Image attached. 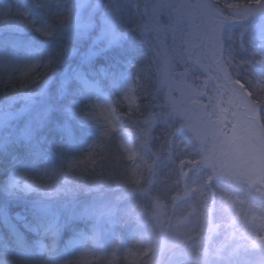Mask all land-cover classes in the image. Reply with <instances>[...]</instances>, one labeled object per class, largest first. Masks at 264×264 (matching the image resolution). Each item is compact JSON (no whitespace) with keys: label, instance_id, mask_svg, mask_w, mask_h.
Listing matches in <instances>:
<instances>
[{"label":"rangeland","instance_id":"1","mask_svg":"<svg viewBox=\"0 0 264 264\" xmlns=\"http://www.w3.org/2000/svg\"><path fill=\"white\" fill-rule=\"evenodd\" d=\"M31 35L54 42L53 62L12 52ZM0 39L10 42L0 43V142L32 139L50 118L47 96L69 82L89 103L84 115L114 135L85 182L112 191L69 212L90 220L91 248L72 250L50 218L38 231L50 257H35L16 226L15 248L0 238L1 263L98 262L114 253L109 232L124 216V264H264V0H0ZM89 60L118 67L102 83L80 67ZM71 151L52 154L61 164ZM25 169L40 186L42 173L20 166L2 190L25 191L14 179Z\"/></svg>","mask_w":264,"mask_h":264},{"label":"trees","instance_id":"2","mask_svg":"<svg viewBox=\"0 0 264 264\" xmlns=\"http://www.w3.org/2000/svg\"><path fill=\"white\" fill-rule=\"evenodd\" d=\"M31 38L32 35L24 42H18V47H13L12 52L17 51V53L26 57L33 54L42 65L53 62V52L54 49L56 50L54 42L48 43L42 39L35 40ZM0 43L10 44L5 39H0ZM7 48L10 49V47ZM131 65L134 66L136 63H131ZM80 67L91 80L95 78V72H101L103 75L101 78L102 83H107L110 79L106 74L110 70H117L118 66L112 67L99 64L96 67L94 62L89 60L80 62ZM122 80L124 84L128 82L127 79ZM47 99L50 118H47L39 129L31 127L34 131H31L33 132L32 139L25 140L21 135H18L11 138L6 137L5 140L4 136L2 137L4 141L0 142V238L8 247L15 248L17 240L14 238L12 230H14V227L19 226L26 243H30L33 245L32 247H35L33 249L34 256L42 259L50 257V249L46 239L38 236V231L41 225L48 222L50 218H54L59 223L61 222L60 231L64 236L74 241L72 250H89L91 248L92 237L91 231L88 229L91 223L90 220L74 215L81 207L88 206L93 197L100 196L104 198L106 193L112 191V189L103 191L97 188L95 192H88L85 189V182L90 179L91 172L103 157V149L98 148L96 150L95 148L99 144L101 146L102 142H113L114 140V135L109 127L100 120L90 117L89 114L84 115L85 112L89 113V103L83 97L75 82H69L59 97L55 94H49ZM19 128L23 131L25 125L19 123L16 130ZM6 136H9V133ZM52 136L54 141H52L53 139L49 141ZM65 144H69L72 151L59 164L61 160L57 159L52 153H54L55 148ZM50 147L51 150H49ZM43 150L51 158L49 164L43 158L38 157V155L41 156ZM95 152L96 155H94ZM58 164L69 168L65 180H63L64 177L60 176ZM44 165L50 166L44 167ZM136 165L142 166L141 163ZM20 166L37 168L36 170L42 173L40 186H35L28 191H24L23 188L11 193L3 191L1 186L6 177L13 169ZM144 176L145 169L140 171V177ZM40 205H50L56 211L52 215L45 214L39 209ZM66 205H69V208ZM69 212H73L74 215L71 216ZM59 214L60 216H58ZM125 223L126 218L124 216L115 218V224L112 225L109 232L111 252L114 253L91 264H124L123 262L129 261L132 253L127 247L130 245H125L126 250L123 252L117 250V247H120V243L122 244V241L126 238L123 233ZM85 234L88 236L87 239ZM0 264L3 263L0 262Z\"/></svg>","mask_w":264,"mask_h":264},{"label":"clouds","instance_id":"3","mask_svg":"<svg viewBox=\"0 0 264 264\" xmlns=\"http://www.w3.org/2000/svg\"><path fill=\"white\" fill-rule=\"evenodd\" d=\"M38 174H35L29 170H21L19 171L14 179L16 181L22 182V186L27 190V189H31L33 187H35L34 184V178L37 176Z\"/></svg>","mask_w":264,"mask_h":264},{"label":"snow or ice","instance_id":"4","mask_svg":"<svg viewBox=\"0 0 264 264\" xmlns=\"http://www.w3.org/2000/svg\"><path fill=\"white\" fill-rule=\"evenodd\" d=\"M32 71H33L32 68H28V69H26V71L24 73H21V76L23 77L24 75H26L27 73H30Z\"/></svg>","mask_w":264,"mask_h":264},{"label":"water","instance_id":"5","mask_svg":"<svg viewBox=\"0 0 264 264\" xmlns=\"http://www.w3.org/2000/svg\"><path fill=\"white\" fill-rule=\"evenodd\" d=\"M192 106H195V104H194V103H192Z\"/></svg>","mask_w":264,"mask_h":264}]
</instances>
